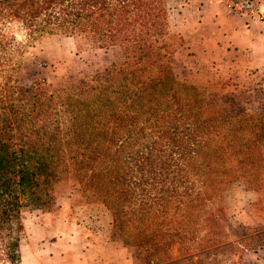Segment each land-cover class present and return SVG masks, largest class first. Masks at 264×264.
Instances as JSON below:
<instances>
[{
  "label": "trees",
  "instance_id": "obj_1",
  "mask_svg": "<svg viewBox=\"0 0 264 264\" xmlns=\"http://www.w3.org/2000/svg\"><path fill=\"white\" fill-rule=\"evenodd\" d=\"M12 17L32 39L118 60L52 90L34 80L2 112L0 264H21L23 213L53 211L67 190L102 205L111 235L147 257L176 243L184 257L170 264L184 263L196 233L200 254L225 246L224 187L262 183L264 108L174 73L185 41L166 0H20Z\"/></svg>",
  "mask_w": 264,
  "mask_h": 264
},
{
  "label": "rangeland",
  "instance_id": "obj_2",
  "mask_svg": "<svg viewBox=\"0 0 264 264\" xmlns=\"http://www.w3.org/2000/svg\"><path fill=\"white\" fill-rule=\"evenodd\" d=\"M19 1L0 0V117L8 106L15 109L18 89L29 86L34 80L43 79L47 88L52 90L118 60L115 51L79 52L70 38L32 39L12 17ZM166 6L173 24L178 6L175 0H166ZM185 54L183 51L175 54L173 71L177 76L196 74L199 80L218 83L224 92L237 96L248 112L264 108V75L226 63L211 65L203 59L191 60ZM248 94L250 98H246ZM260 174L262 183L257 189L245 190L241 181L224 187L221 204L229 207L224 211L221 241L226 245L209 250L205 255L200 254L196 244L202 234L196 233L188 245L190 259L181 264H264V170ZM78 197L74 191L67 190L60 194L53 211L23 213L21 264H36L30 254L42 238L48 243L54 242L53 250L71 252L73 261L79 260L85 251L88 252L85 257L92 260L93 250L117 261L125 258L129 264H170L184 257L183 249L176 243L147 257L140 248L126 245L111 235L110 214L102 205L71 201ZM209 208L213 209L212 206Z\"/></svg>",
  "mask_w": 264,
  "mask_h": 264
},
{
  "label": "crops",
  "instance_id": "obj_3",
  "mask_svg": "<svg viewBox=\"0 0 264 264\" xmlns=\"http://www.w3.org/2000/svg\"><path fill=\"white\" fill-rule=\"evenodd\" d=\"M230 1L175 0L178 10L174 13L172 25L185 41L176 55L183 51L191 60L203 59L211 65L226 63L264 75V21L228 15L225 9ZM259 11L264 15V0L259 3ZM53 246V241L38 240L30 254L36 264H92L93 261L98 264H129L125 258L120 261L106 258L96 250L91 254L95 260L86 258L88 252L85 251L79 260L73 261L71 252H58L53 250Z\"/></svg>",
  "mask_w": 264,
  "mask_h": 264
},
{
  "label": "built area",
  "instance_id": "obj_4",
  "mask_svg": "<svg viewBox=\"0 0 264 264\" xmlns=\"http://www.w3.org/2000/svg\"><path fill=\"white\" fill-rule=\"evenodd\" d=\"M261 0H231L226 5V13L231 16H247L251 20L264 21V15L259 11Z\"/></svg>",
  "mask_w": 264,
  "mask_h": 264
}]
</instances>
